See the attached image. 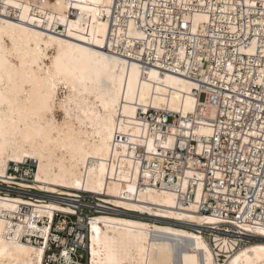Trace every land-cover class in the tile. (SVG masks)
<instances>
[{"label":"bare ground","instance_id":"6f19581e","mask_svg":"<svg viewBox=\"0 0 264 264\" xmlns=\"http://www.w3.org/2000/svg\"><path fill=\"white\" fill-rule=\"evenodd\" d=\"M241 2L264 14V0ZM146 10L143 0H0V178L11 164L33 161L39 191L108 195L128 211L176 221L97 216L89 264H219L222 257L264 264L263 229L245 227L257 238L238 248L237 238L207 228L218 223L213 217L194 206L179 210L171 192L140 189L137 147L129 145L137 143L139 112L185 117L196 101L194 83L139 62L154 46L148 30L156 19ZM19 204L49 217L62 210L21 198L5 207ZM6 231L0 220V264H43L42 248Z\"/></svg>","mask_w":264,"mask_h":264},{"label":"built area","instance_id":"2783aa9c","mask_svg":"<svg viewBox=\"0 0 264 264\" xmlns=\"http://www.w3.org/2000/svg\"><path fill=\"white\" fill-rule=\"evenodd\" d=\"M143 1L149 20L156 21L148 30L154 46L139 62L194 83L196 101L185 117L139 112L137 143L129 145L137 147L140 189L173 193L179 210L194 206L196 214L213 217L218 223L207 228L237 238L239 248L257 238L245 227L264 230V14L241 0ZM35 172L33 161L13 163L0 178V220L10 240L44 250L43 264H89L97 216L176 222L128 211L108 195L39 191ZM17 198L53 202L62 210L49 217L31 205L5 207Z\"/></svg>","mask_w":264,"mask_h":264},{"label":"snow or ice","instance_id":"6c2138e0","mask_svg":"<svg viewBox=\"0 0 264 264\" xmlns=\"http://www.w3.org/2000/svg\"><path fill=\"white\" fill-rule=\"evenodd\" d=\"M14 6H15V7H17V8H18V7H20V5H14ZM57 59H58V57H57ZM62 83H63V81H62ZM53 87H55V85H53ZM72 91H73V92H75V91H76V88H75V86H73V87H72ZM37 179H39V177H37ZM76 186H77V187H79L80 185H79V184H77ZM129 191H131V189H129Z\"/></svg>","mask_w":264,"mask_h":264},{"label":"rangeland","instance_id":"374dc122","mask_svg":"<svg viewBox=\"0 0 264 264\" xmlns=\"http://www.w3.org/2000/svg\"><path fill=\"white\" fill-rule=\"evenodd\" d=\"M223 260V257L220 259V261H222Z\"/></svg>","mask_w":264,"mask_h":264}]
</instances>
